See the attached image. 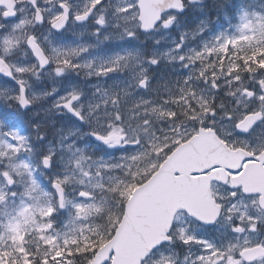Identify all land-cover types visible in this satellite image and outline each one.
Instances as JSON below:
<instances>
[{"label": "snow or ice", "instance_id": "snow-or-ice-1", "mask_svg": "<svg viewBox=\"0 0 264 264\" xmlns=\"http://www.w3.org/2000/svg\"><path fill=\"white\" fill-rule=\"evenodd\" d=\"M0 264H264V0H0Z\"/></svg>", "mask_w": 264, "mask_h": 264}, {"label": "rangeland", "instance_id": "rangeland-1", "mask_svg": "<svg viewBox=\"0 0 264 264\" xmlns=\"http://www.w3.org/2000/svg\"><path fill=\"white\" fill-rule=\"evenodd\" d=\"M206 3H208L209 5H211V0H206ZM213 19H215V16L214 15H213ZM82 31H85V30L80 29V28H77L75 30V33L78 35ZM41 87H43V86H41ZM47 87L50 90V87H51L50 83H49V85ZM36 93H37V95H39V88L36 89ZM36 103L38 105V110H40V112H41V115H43V112H42V109L40 108V106L42 105L43 108H47V107H50V105H51V101H45V100H39Z\"/></svg>", "mask_w": 264, "mask_h": 264}, {"label": "flooded vegetation", "instance_id": "flooded-vegetation-1", "mask_svg": "<svg viewBox=\"0 0 264 264\" xmlns=\"http://www.w3.org/2000/svg\"><path fill=\"white\" fill-rule=\"evenodd\" d=\"M77 28H80V27H78V26L73 27V29H71L70 32L68 33V36L71 37V36L73 35V33H75V30H76ZM80 29H81V28H80ZM83 30H84V29H83Z\"/></svg>", "mask_w": 264, "mask_h": 264}]
</instances>
